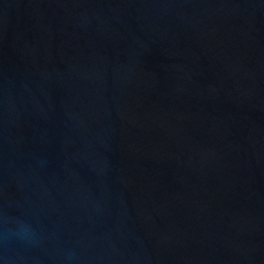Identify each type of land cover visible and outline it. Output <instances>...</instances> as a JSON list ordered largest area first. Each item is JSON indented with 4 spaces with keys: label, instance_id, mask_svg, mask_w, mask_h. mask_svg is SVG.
I'll return each mask as SVG.
<instances>
[{
    "label": "water",
    "instance_id": "1",
    "mask_svg": "<svg viewBox=\"0 0 264 264\" xmlns=\"http://www.w3.org/2000/svg\"><path fill=\"white\" fill-rule=\"evenodd\" d=\"M0 264H264V0H0Z\"/></svg>",
    "mask_w": 264,
    "mask_h": 264
}]
</instances>
